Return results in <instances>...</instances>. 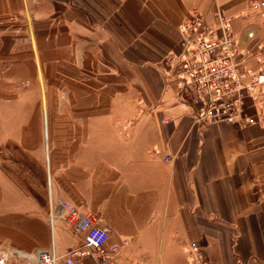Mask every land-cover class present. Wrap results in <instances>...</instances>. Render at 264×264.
<instances>
[{
  "label": "crops",
  "instance_id": "1",
  "mask_svg": "<svg viewBox=\"0 0 264 264\" xmlns=\"http://www.w3.org/2000/svg\"><path fill=\"white\" fill-rule=\"evenodd\" d=\"M261 3L0 0V218L44 219L64 254L84 236L51 226L60 197L110 230L121 264H190L191 242L208 264H264V88L247 99V128L205 126L165 78L190 12L225 14L264 70ZM25 159L43 173L42 208Z\"/></svg>",
  "mask_w": 264,
  "mask_h": 264
},
{
  "label": "built area",
  "instance_id": "2",
  "mask_svg": "<svg viewBox=\"0 0 264 264\" xmlns=\"http://www.w3.org/2000/svg\"><path fill=\"white\" fill-rule=\"evenodd\" d=\"M263 6L258 4L255 9ZM214 17L216 21L211 22L206 15L189 13L180 28V51L166 56L165 78L178 86L179 99L192 107L200 125L226 120L247 128L254 122L247 99L255 89L264 88V70L252 67L251 52L233 30L230 18L221 11H215ZM247 39L254 40L255 33L248 32ZM169 160L171 156L166 158ZM48 209L52 227L58 221L65 223L83 234V243L64 254H58L54 244L31 251L1 249L0 264H121V246L109 245L110 230L99 226L94 216L81 213L60 197L50 196ZM123 245L128 242L124 240ZM189 251L190 264H208L198 243L191 242Z\"/></svg>",
  "mask_w": 264,
  "mask_h": 264
},
{
  "label": "rangeland",
  "instance_id": "3",
  "mask_svg": "<svg viewBox=\"0 0 264 264\" xmlns=\"http://www.w3.org/2000/svg\"><path fill=\"white\" fill-rule=\"evenodd\" d=\"M10 155L14 162L10 163L8 173L17 178V157L14 149L10 146ZM27 171L25 173L26 190L30 198L35 200L41 208L44 202L39 193V183L42 182L43 173L41 169L34 165L33 161L25 159ZM42 214V213H39ZM52 240V230L46 221L40 217L26 219L11 216L9 218H0V250L5 248H22L31 251L38 247H44L46 242ZM46 247V246H45ZM7 264H17L15 261H9Z\"/></svg>",
  "mask_w": 264,
  "mask_h": 264
}]
</instances>
